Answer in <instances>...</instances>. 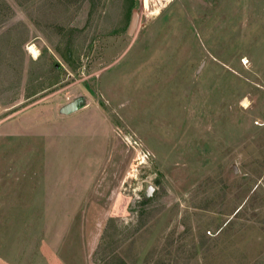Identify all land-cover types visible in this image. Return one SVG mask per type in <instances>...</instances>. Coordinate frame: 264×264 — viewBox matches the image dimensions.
I'll use <instances>...</instances> for the list:
<instances>
[{"label":"rangeland","instance_id":"1","mask_svg":"<svg viewBox=\"0 0 264 264\" xmlns=\"http://www.w3.org/2000/svg\"><path fill=\"white\" fill-rule=\"evenodd\" d=\"M144 6L0 0V264H264V0Z\"/></svg>","mask_w":264,"mask_h":264},{"label":"water","instance_id":"2","mask_svg":"<svg viewBox=\"0 0 264 264\" xmlns=\"http://www.w3.org/2000/svg\"><path fill=\"white\" fill-rule=\"evenodd\" d=\"M139 18H140V12L138 10H133L131 22L128 29L129 35L136 34V31L138 29ZM87 106H88L87 97L84 94L79 93L76 96H74L71 100H69L66 104H64L60 108L59 113L64 116H68L86 108ZM233 169L237 171L235 167H233ZM153 191H154V187L152 185H149L147 187V196H150Z\"/></svg>","mask_w":264,"mask_h":264},{"label":"bare ground","instance_id":"3","mask_svg":"<svg viewBox=\"0 0 264 264\" xmlns=\"http://www.w3.org/2000/svg\"><path fill=\"white\" fill-rule=\"evenodd\" d=\"M144 3H145V6L144 7L148 10L149 9V0H144ZM29 52L31 54H33L35 57L38 55V50L36 49L35 46H30L29 47Z\"/></svg>","mask_w":264,"mask_h":264}]
</instances>
